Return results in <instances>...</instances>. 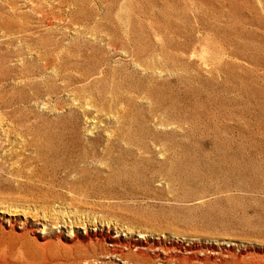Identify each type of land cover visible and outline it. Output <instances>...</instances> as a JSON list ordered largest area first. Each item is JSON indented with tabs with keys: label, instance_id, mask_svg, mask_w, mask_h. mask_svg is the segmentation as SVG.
Masks as SVG:
<instances>
[{
	"label": "rangeland",
	"instance_id": "obj_1",
	"mask_svg": "<svg viewBox=\"0 0 264 264\" xmlns=\"http://www.w3.org/2000/svg\"><path fill=\"white\" fill-rule=\"evenodd\" d=\"M0 264H264V0H0Z\"/></svg>",
	"mask_w": 264,
	"mask_h": 264
},
{
	"label": "bare ground",
	"instance_id": "obj_2",
	"mask_svg": "<svg viewBox=\"0 0 264 264\" xmlns=\"http://www.w3.org/2000/svg\"><path fill=\"white\" fill-rule=\"evenodd\" d=\"M48 138V137H47ZM46 138V139H47ZM54 139V138H53ZM51 141V140H50ZM49 141V142H50ZM56 141V140H55ZM53 142V141H52ZM48 143V142H47ZM58 143V142H57ZM56 144V143H55ZM58 144H60V143H58ZM45 146V145H44ZM58 146V145H57ZM60 146V145H59ZM63 146V145H62ZM68 146V145H67ZM130 147V146H129ZM44 148V147H43ZM52 148V147H51ZM51 148H49V149H51ZM64 148V147H63ZM47 149V148H46ZM61 149V148H60ZM66 149V148H65ZM43 150V149H42ZM68 150H71V149H68ZM57 151V150H56ZM44 152V151H43ZM65 152V151H64ZM60 153V152H59ZM72 153V152H71ZM70 153V154H71ZM86 153V152H85ZM121 153V152H120ZM63 154V153H62ZM67 154V153H66ZM69 154V153H68ZM56 155V154H55ZM75 155V154H74ZM86 155V154H85ZM85 155H84V157H85ZM80 156H81V154H80ZM83 156V155H82ZM57 157H59V156H57ZM130 157V156H129ZM139 157V156H138ZM60 158H61V156H60ZM67 158V157H66ZM71 158V157H70ZM90 158H91V156H90ZM57 159V158H56ZM79 159V158H78ZM100 159H102V158H100ZM111 159V158H110ZM142 159V158H141ZM45 160V159H44ZM66 160V159H65ZM67 160H69V159H67ZM72 160H74V159H72ZM82 160V159H81ZM127 160V159H126ZM53 161H55V160H53ZM64 161V160H63ZM70 161V160H69ZM75 161V160H74ZM105 161V160H104ZM87 162V161H86ZM108 162V161H107ZM144 162V161H143ZM70 163V162H69ZM75 164H77V163H75ZM82 164V163H81ZM52 165V164H51ZM67 165V164H66ZM69 165V164H68ZM71 165H72V163H71ZM83 165V164H82ZM107 165V164H106ZM59 166V165H58ZM58 166H56V167H58ZM81 167V166H80ZM68 168H69V166H68ZM62 169H63V167H62ZM62 169H60V170H62ZM73 169V168H72ZM77 170H78V168H77ZM82 170V169H81ZM112 170V169H111ZM67 171V170H66ZM70 171H72V170H70ZM152 171V170H151ZM45 172V171H44ZM54 172V171H53ZM67 174V173H66ZM163 174H165V173H163ZM42 175V174H41ZM81 175V174H80ZM82 175H84V174H82ZM81 175V176H82ZM109 175V174H108ZM153 175V174H152ZM44 176V175H43ZM68 176H69V173H68ZM165 176V175H164ZM164 176H163V178H164ZM77 177V176H76ZM154 177H156V176H154ZM78 178V177H77ZM100 178V177H99ZM98 178V179H99ZM74 180V179H73ZM103 180V179H102ZM106 180H108V179H106ZM113 180V179H112ZM116 180V179H115ZM118 180V179H117ZM74 182V181H73ZM78 182V181H77ZM86 182V181H85ZM92 182V181H91ZM99 182V181H98ZM107 182H109V181H107ZM110 182H111V180H110ZM123 182V181H122ZM72 183V182H71ZM76 183V182H75ZM103 183V182H102ZM126 183V182H125ZM99 184V183H98ZM79 185V184H78ZM81 185V184H80ZM88 185V184H87ZM119 185V184H118ZM117 185V186H118ZM125 185V184H124ZM70 186V185H69ZM108 186V185H107ZM112 186V185H111ZM75 187V186H74ZM101 187V186H100ZM106 187V186H105ZM104 187V188H105ZM121 187V186H120ZM123 187V186H122ZM70 188V187H69ZM90 188H91V186H90ZM89 188V189H90ZM134 188V187H133ZM73 189V188H72ZM100 189H102V188H100ZM140 189V188H139ZM71 190V189H70ZM73 190H75V189H73ZM83 190H85V189H83ZM94 190V189H93ZM93 190H92V192H93ZM120 190V189H119ZM89 191V190H88ZM122 191V190H121ZM120 191V192H121ZM71 192H72V190H71ZM75 192H76V190H75ZM84 192H86V190L84 191ZM98 192V191H97ZM101 192H102V190H101ZM109 192V191H108ZM107 192V193H108ZM125 192V191H124ZM83 193V192H82ZM81 193V194H82ZM91 193V192H90ZM84 194V193H83ZM99 194V193H98ZM101 194V193H100ZM116 194V193H115ZM78 195V194H77ZM85 195H87V194H85ZM137 195V194H136ZM90 196H92V194L90 195ZM108 196V195H107ZM106 196V197H107ZM112 196V195H111ZM129 196V195H128ZM104 197V196H103ZM110 197V196H109ZM109 197H107V199L109 198ZM113 197V196H112ZM121 197V196H120ZM75 198V197H74ZM74 198H73V200H74ZM82 198V197H81ZM117 198V197H116ZM76 199V198H75ZM84 199V198H83ZM104 199V198H103ZM83 203V202H82ZM108 238V237H107ZM110 238V237H109Z\"/></svg>",
	"mask_w": 264,
	"mask_h": 264
}]
</instances>
